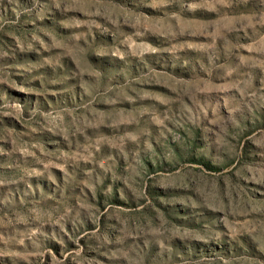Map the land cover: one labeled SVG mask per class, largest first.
Masks as SVG:
<instances>
[{
  "label": "rangeland",
  "instance_id": "rangeland-1",
  "mask_svg": "<svg viewBox=\"0 0 264 264\" xmlns=\"http://www.w3.org/2000/svg\"><path fill=\"white\" fill-rule=\"evenodd\" d=\"M0 264H264V0H0Z\"/></svg>",
  "mask_w": 264,
  "mask_h": 264
}]
</instances>
